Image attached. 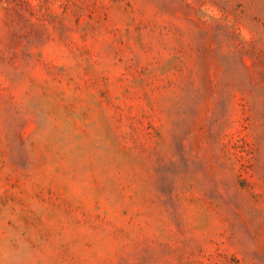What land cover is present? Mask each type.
Segmentation results:
<instances>
[{
  "label": "rangeland",
  "instance_id": "rangeland-1",
  "mask_svg": "<svg viewBox=\"0 0 264 264\" xmlns=\"http://www.w3.org/2000/svg\"><path fill=\"white\" fill-rule=\"evenodd\" d=\"M0 264H264V0H0Z\"/></svg>",
  "mask_w": 264,
  "mask_h": 264
}]
</instances>
